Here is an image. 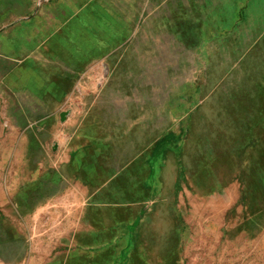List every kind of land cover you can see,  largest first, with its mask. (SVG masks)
<instances>
[{"label": "rangeland", "instance_id": "rangeland-1", "mask_svg": "<svg viewBox=\"0 0 264 264\" xmlns=\"http://www.w3.org/2000/svg\"><path fill=\"white\" fill-rule=\"evenodd\" d=\"M16 202L0 264H264V0H0Z\"/></svg>", "mask_w": 264, "mask_h": 264}, {"label": "crops", "instance_id": "crops-1", "mask_svg": "<svg viewBox=\"0 0 264 264\" xmlns=\"http://www.w3.org/2000/svg\"><path fill=\"white\" fill-rule=\"evenodd\" d=\"M47 95V94H46ZM48 97V96H47ZM60 97V96H59ZM56 106H59V104H56ZM7 205V204H6ZM9 205V204H8ZM14 207V208H13ZM6 208H10L9 209V213L6 211ZM14 210V212H13ZM8 218H10V220H12L14 218L15 221H17L19 219V205L16 202L13 206V204L11 203L9 206H3V203L0 204V243H2L4 240L3 236V225L8 223L7 220H9ZM10 224H12V221H10ZM13 255L11 254V257ZM3 257V252L2 249H0V258ZM14 257H18L17 254H15Z\"/></svg>", "mask_w": 264, "mask_h": 264}]
</instances>
